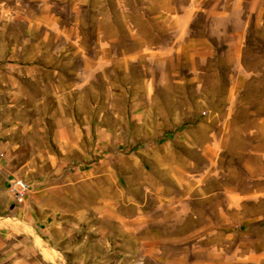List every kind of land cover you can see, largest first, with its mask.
<instances>
[{
	"label": "rangeland",
	"instance_id": "374dc122",
	"mask_svg": "<svg viewBox=\"0 0 264 264\" xmlns=\"http://www.w3.org/2000/svg\"><path fill=\"white\" fill-rule=\"evenodd\" d=\"M0 264H264V0H0Z\"/></svg>",
	"mask_w": 264,
	"mask_h": 264
},
{
	"label": "built area",
	"instance_id": "2783aa9c",
	"mask_svg": "<svg viewBox=\"0 0 264 264\" xmlns=\"http://www.w3.org/2000/svg\"><path fill=\"white\" fill-rule=\"evenodd\" d=\"M12 190L14 195L18 198V200L22 199V196L27 190L26 184L22 180L14 181Z\"/></svg>",
	"mask_w": 264,
	"mask_h": 264
}]
</instances>
